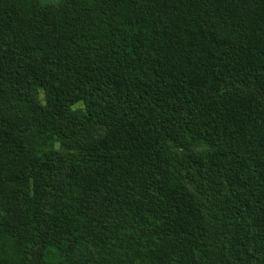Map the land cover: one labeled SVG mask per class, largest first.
Instances as JSON below:
<instances>
[{"label":"trees","instance_id":"16d2710c","mask_svg":"<svg viewBox=\"0 0 264 264\" xmlns=\"http://www.w3.org/2000/svg\"><path fill=\"white\" fill-rule=\"evenodd\" d=\"M0 264H264V0H0Z\"/></svg>","mask_w":264,"mask_h":264},{"label":"rangeland","instance_id":"374dc122","mask_svg":"<svg viewBox=\"0 0 264 264\" xmlns=\"http://www.w3.org/2000/svg\"><path fill=\"white\" fill-rule=\"evenodd\" d=\"M59 0H42V2H45V3H57ZM41 96V95H39ZM56 148L60 151H62V146L59 144V143H56ZM197 148V147H195Z\"/></svg>","mask_w":264,"mask_h":264}]
</instances>
